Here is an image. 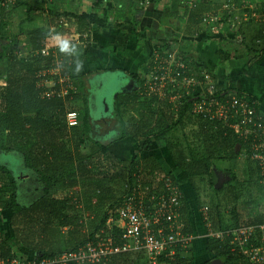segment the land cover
<instances>
[{"label": "trees", "instance_id": "obj_1", "mask_svg": "<svg viewBox=\"0 0 264 264\" xmlns=\"http://www.w3.org/2000/svg\"><path fill=\"white\" fill-rule=\"evenodd\" d=\"M34 1L37 3L26 4V17L21 21V24L35 20L32 13L35 10H40L42 14L46 13L45 18H51V20H55L54 22H58V30L66 28L70 25L69 23H76L78 42L89 44L92 40L91 35L94 28L97 30L102 29V31L118 30L124 24L123 20L120 23L111 22L112 25L104 23L105 21L101 18V15L105 10L102 8L99 11L92 7V10L88 13L83 12L74 15L65 11L58 12L61 8L55 5H62V0ZM97 1L94 2L95 4L93 3L94 6H100L102 3L111 4V6L112 3L116 6L119 5L120 7L117 8L120 10L116 13L123 18L127 13L124 9L132 5L131 3L134 0ZM136 1H140L138 3L142 5L145 0ZM151 1L158 3L160 0ZM196 5L198 3L194 4V6ZM9 10L11 8L3 6V1H0L1 33L6 31ZM109 11L110 14L115 12L112 8ZM163 13H165L164 10ZM165 16L160 18L159 25H170L167 21L168 15ZM128 24L131 25V23ZM43 29V27H38L29 33L30 45L28 55L25 57L17 58L15 56L16 51L19 50V36L23 35L24 29L20 28L19 33L12 37L9 44L0 46V65L4 61V66L2 65L4 69L3 67L0 68V78L6 84V87L0 92V155L11 156L15 162L18 159L17 155L22 154V171H28L37 178L42 192L40 197L29 205L22 204L19 201L18 180L16 178L18 171L16 172L15 167L8 165V163H0V262L7 264L16 259L19 262L27 263L32 260L40 261L43 258L53 259L62 253H76L86 242L93 244L98 237H105L108 233L106 220L109 212H115L119 208L122 204V196L125 194V185L131 183L134 176L139 173L142 174L145 185H153L154 180L157 181L154 183L158 184L162 177L168 176L173 184L178 186L182 194V230L185 233L193 234L196 239L201 238L200 235L203 236L206 233L199 211L201 204H199L198 197H196L195 203L199 212L195 214L191 212V207L185 199L173 171L180 173L191 184L193 191L196 189L194 186V179L196 178L207 177L210 184L213 185L215 183L213 162L219 160L221 157L220 151L225 149L229 155L227 158L229 160L242 153L249 164L253 166V169L249 170L251 177H254H252L253 181L259 183L261 179L260 172L256 171L258 170L256 163L250 160L259 140L255 134L253 135L249 124L245 125L244 129L242 128L244 131L239 127L235 128L238 126L239 121L236 118L237 115L233 114L232 111L226 114L225 119L220 120L211 118V115L214 114L212 108L211 114L196 115L199 126L196 136L192 139L196 138L199 142L200 150L198 146L193 147L192 142L189 144L187 141L188 144L186 143L182 147L177 141L173 140L174 138L171 139L172 142L167 139L166 136L176 127H182L181 129H183L186 120L190 121L192 114L191 95L186 97V101L183 99L185 102L177 110V113L172 110L169 97L178 92L176 86L166 89L163 92V98H160L157 94L151 98H146L147 107L144 110L137 109L136 111L134 109L139 114L141 123H149L150 130L157 128L160 132L158 131V134L153 135L149 130L150 134L140 138L142 140L136 134L131 135L130 140L136 144V150L132 152L131 159L119 160L112 156L108 152L111 144L107 145L96 138H92L95 126L91 120V110L86 98V95L89 94V83L84 80L91 72H87L84 76H80L77 72L82 57L80 54L74 56L73 53L60 54V52L57 53L58 55H53L49 51L48 56H43L40 51L43 48L45 39L49 36ZM2 34L5 36L4 33ZM252 40L253 43L257 41L264 42V28L256 32L255 38ZM165 52L171 53V51ZM161 53L163 52L157 54ZM215 54L220 60L219 64L228 62L231 68L234 67L230 54L223 53L221 49H218ZM154 55L151 56L153 59L150 57L153 62L150 66L154 69L153 75L156 83H159L163 75L180 82L187 75L193 76L200 82H205V78H210L211 83H215H213L214 95L211 99L216 101L219 99L221 103L226 102L232 96L241 97L244 94L232 86L225 87L226 82L231 80V74L219 76L218 73H212L205 65L197 62L189 54L177 55L176 60L181 63L182 68L171 70V76L166 67L165 70L161 69L165 66L162 59L156 60ZM58 58L61 60L60 65H57L58 73L41 79L40 84L37 78L38 74L42 71H51L57 68L55 63ZM199 69L204 70L202 76ZM99 71L102 75L122 72L124 76L127 75L130 78L135 87L143 86L145 81L142 73L138 71L128 73L126 70L108 68L98 69L95 73ZM148 71L150 72V70ZM148 71H146V74H148ZM69 74L71 76L70 82L67 83L69 87L62 97H57V92L61 87L58 80ZM49 83H52L51 86H48ZM49 92L56 93V95L45 96ZM138 94L134 89L132 93L121 96L122 100L119 99L120 103L117 100L113 111H111L113 115L114 110L116 111L120 106L132 108V103L135 102L134 97ZM246 96L250 101L255 100L247 94ZM74 102L80 104L83 117L81 120L79 115L80 122L77 127L68 128L65 123V115L70 111L77 112L78 108L77 105L73 106ZM117 103L119 104L116 105ZM254 108L258 110L259 114L262 113L257 109V106ZM121 125L122 130L117 140L122 141L129 134L126 132V127L123 124ZM132 126L135 132L140 130L138 126L136 127V124ZM144 126L146 129V125ZM245 131H251V133L247 134ZM87 141L91 142V147L89 153L85 155L81 149ZM236 145L239 146L237 152L234 151ZM163 151L167 153L162 157L160 154ZM257 153L260 152L257 151ZM170 164L172 167H170ZM227 174L230 175L231 179L235 178L232 173ZM261 187L264 186L261 185ZM243 188L246 190L242 183L226 182L221 188L215 190L218 199L215 207L216 217L210 216L209 218L212 222L211 229L214 231L231 230L241 226H255L264 223V214L249 217L245 222L241 221L240 209L239 206L237 207L241 194L240 192L237 193V189L241 191ZM76 189L79 191L77 192ZM59 192H66V194L56 198L55 194ZM245 196L249 198V203L253 206L256 204L255 198L247 190ZM222 206L225 208L231 207L234 218L233 224L224 225L219 219V208ZM75 209L78 211L77 215L70 216L67 214L69 210ZM188 209H190V212ZM88 210L99 212H95V215L91 216L90 219L82 221L81 213ZM6 211L10 213V227L14 230L13 235L8 238L1 235L4 221L3 214ZM196 216L202 224L201 230H196L193 227L195 226ZM60 227L68 228V238L63 247L56 245V239L53 237ZM120 233L121 230L113 227V234L116 235L117 242V235ZM200 240L202 241L200 247L208 254V259L199 261L195 259L194 245L197 241L194 239L188 249L184 251L176 249L174 264H208L217 259H222L223 264H247L242 257L230 252L225 243L211 238H201ZM140 262L148 264L141 252L119 254L105 263L97 264H140ZM70 264L89 263L73 262Z\"/></svg>", "mask_w": 264, "mask_h": 264}, {"label": "rangeland", "instance_id": "obj_2", "mask_svg": "<svg viewBox=\"0 0 264 264\" xmlns=\"http://www.w3.org/2000/svg\"><path fill=\"white\" fill-rule=\"evenodd\" d=\"M31 2V0H26ZM73 1V0H72ZM219 2L222 1V4H227L226 1L223 0H214L213 2ZM84 3L87 2V4H89L90 6L93 5V3L95 2V0H83ZM140 2V1H138ZM136 0H134L132 2V10L129 12L130 15L129 17H133V20L135 21L134 26L137 25V17H139L140 15L143 14V11L145 10L146 6L148 4L151 3L150 0H146L145 2L143 1L142 5H139ZM37 3V2H36ZM12 9L10 10V13L7 14V28L6 31H2V33L5 34V36H3V34L0 32V46H3V44H9L10 41H12V37H14L16 34L19 33L20 30V25H21V21L24 20L23 18L26 17V8L25 5H12ZM36 12V13H35ZM34 14L32 16L37 17V19L40 18V21L43 22V24L45 26H43V30H45V32H47V34L50 35L55 34L54 32H59L61 33L60 35L64 34L63 36V40H62V44L60 45V40L58 39L56 43H54V45L48 47L49 51H51L53 53V55H58L60 52V54H63L64 52H72L74 56H78L79 54H82V49L83 46H85V44H83L82 46L79 45L78 41H77V26L76 23H69L70 25H68L66 28H63L62 30H58L57 26H58V22H54L55 20L51 18H45L47 15L46 13H44L42 15V12L40 10H35ZM114 14H116L114 12ZM139 14V15H138ZM40 15V17H38ZM101 18L103 20H106L107 17H105L104 14L101 15ZM111 20V19H110ZM108 19V22H104L107 23L108 25H112L111 21ZM131 22V26L133 25V22ZM227 22V21H226ZM171 25V24H170ZM38 28V27H37ZM206 28H210V30L213 27H209V24L206 26H201L199 29L202 32H206ZM263 28V26H262ZM31 30L33 29H24L25 33H23V35L19 36V50L16 51L15 56H17V58H21V57H25L28 55V49H29V33L32 32ZM53 30V31H52ZM68 30V31H65ZM127 30V28L125 29ZM214 31V28L212 29ZM211 30V31H212ZM216 30V28H215ZM208 31L207 33L212 36L214 35V32ZM259 30H257L258 32ZM213 33V34H212ZM255 30H249L246 29V32L244 33V35L247 37L246 40V45L248 47V45L251 44L252 40V36L255 35ZM69 35V38L65 35ZM48 37V36H47ZM222 37H220L219 39H221ZM126 38L122 37V43L121 46H126V44L128 42L131 41V39L127 42V40H125ZM216 40V41H215ZM218 37H214V41L209 39L207 41H213V42H218ZM252 40V41H251ZM186 41V40H185ZM191 41V40H188ZM49 41H46V46L49 45ZM220 43V42H218ZM144 44V40H138V45L140 47H145ZM143 45V46H142ZM53 47V49H52ZM108 46H105L104 49H107ZM258 47V46H257ZM51 48V49H50ZM117 49H120V47H116ZM221 48V47H218ZM231 48V47H230ZM252 47L250 46V49L246 50L245 52H242V59L240 60L241 62H245L246 65H249L252 68L248 67H243L240 71L239 74H237L235 71V74L233 75L232 72H230L231 75V80L233 81V85L235 84L237 88L242 89L244 91H247L248 93H251V89L252 87L257 89L258 84H260L258 87L260 86H264V73L261 69L262 66H264V59H262L261 61H258L255 63L254 60H256L257 57H261V55L264 52V47H261L259 45L258 48H256L255 50H251ZM71 50V51H70ZM231 51H233V49H230ZM230 51V52H231ZM68 52V53H69ZM58 53V54H57ZM172 54L166 53V54H155L156 60L157 59H166L169 60L170 56ZM232 54H230L231 56ZM110 57V56H109ZM113 59H115V62H108L106 66L104 67H108V68H112V69H121V70H125V62L128 61L130 59L131 62L133 61L132 57H123V58H119L120 56L118 55H113L112 56ZM151 57V56H150ZM169 57V58H168ZM173 58V56L171 57V59ZM148 61V66H146V70H150L153 73V68L149 67V65H151V59L147 60ZM252 62V63H251ZM153 63V62H152ZM250 63V64H249ZM263 63V64H262ZM122 64V65H121ZM2 65L4 66V61L2 63ZM2 65H0V68L3 67ZM100 67V65H98V68ZM256 68H259V70H257ZM4 69V67H3ZM251 69L249 72L248 70ZM127 70L128 71H132L129 66H127ZM77 72H79L80 75V70L78 69ZM233 72V73H234ZM255 72V73H254ZM144 73V72H143ZM152 73H150L148 71V74H145V81L143 86H139V87H135L136 91L139 93L138 96L136 95L135 98V102L134 104L132 103V108H128V107H124V106H120L119 109H117L116 111L114 110V115L109 114V115H105L103 114V110L101 107H99V105H101V99H100V93H98V91L100 90H105V91H109L111 92V90H114L115 88L113 86H116V78L120 77L121 74H123L122 72L117 73V72H113L107 75V77L103 76L100 77L102 73H100V71L98 73H90L89 75V87H88V92L93 93L95 95L94 100H91V104L90 106V116H91V120L94 124V131L92 133V138H96L97 140H99L101 143H106L111 144L109 145V153L116 157L119 160H129L132 158L133 154L132 152H134L136 150V144L133 142L129 141L127 142V139H123L121 140H117V138L120 136L121 130H122V125L123 124L126 127V132L129 134L128 137H130L133 134H136L137 137L143 138L144 135L147 136L150 134L149 130H150V126L149 123L143 122L141 123V121L139 120V114H137L135 112V110L137 111V109L140 110H144L147 106V102H145L146 98H151L153 95L157 94L158 96H162L163 92L168 89V88H172V84L169 82L170 79L172 78H167L164 79V81L158 85V83H154L155 80V76L152 75ZM199 73L201 74V76L204 73L203 69H199ZM219 73V72H217ZM229 73V72H227ZM256 75V79H251L250 78V74ZM227 75V74H226ZM253 75V76H254ZM81 76V75H80ZM198 76V75H197ZM196 76V77H197ZM70 74L66 77V80L70 79ZM100 77V78H99ZM99 78V80H98ZM98 81V82H97ZM122 81L125 82V85L128 86L130 84V80L127 79L124 76V79L121 78V83ZM70 82V81H67ZM97 82V83H96ZM123 82V83H124ZM180 81H176L174 83V87H178V91L180 92L181 95V100L180 98H178L177 100H174L172 102V105H176L178 104L179 106L182 105V103L184 104V102L186 101V97H188L190 95V90L192 92L193 99L194 100H205V98L207 97V82H212V80H210V78H208L207 82L205 79V82H200L197 79V83L195 84L194 87L192 86H185L182 84V82L178 83ZM214 83V82H213ZM52 83H49L48 86H51ZM114 84V85H113ZM215 84V83H214ZM113 85V86H112ZM244 86V89L242 88ZM234 87V86H232ZM143 91V92H142ZM64 93L66 92V90L63 91ZM96 92V93H95ZM245 94H248V93ZM63 93V95H64ZM251 95V94H250ZM252 98H254L256 100V103L258 105V101L257 99L251 95ZM120 100H122V97L119 98ZM118 99V100H119ZM183 99L185 101H183ZM120 100L118 101L120 103ZM182 102V103H181ZM119 103H117L116 105H118ZM77 105V112L79 113V115L81 116V120H82V109L80 104L77 102L73 103V106L75 107ZM135 109V110H134ZM173 110V109H172ZM139 112V111H138ZM191 117H190V121L186 120L185 125L183 126V129H181L180 127H176L171 133L169 132V135L166 136L168 140L171 141L172 138H174L173 140L177 141L178 144L182 147H184V145H186L187 141L189 142V144H191V142L193 143V147L198 146V141L196 140V138L192 139L193 137L196 136L197 131H198V118L196 117L197 114H195L193 112V110L191 111ZM104 117H109L111 119H107L106 122L104 123V126L101 127L102 128V136L100 135V133L98 132L97 128L99 126H101V124H99V120L101 118ZM114 118V119H112ZM185 121V120H184ZM136 127L138 126L140 128V130L138 132H135L133 130V126L135 125ZM146 125V129L145 126ZM149 127V128H148ZM82 128V125L80 126V130ZM108 128L112 129V130H107ZM180 128V129H179ZM152 132L153 135L158 134V131L160 132V130H158L157 128H155L154 130H150ZM134 132V133H132ZM152 135V136H153ZM142 140V139H140ZM172 142V141H171ZM188 144V143H187ZM91 142L87 141L86 144L82 147L81 151L83 154L87 155L89 153V149ZM239 146H234V151L237 152ZM199 150L201 149V146H198ZM167 152L163 151L160 156H164ZM220 155L221 157L219 158V160L213 162L214 166H213V170H214V184L211 185L208 178L204 177L202 179L200 178H196L194 179V186H195V191H193L191 184L178 172L173 171V175L175 176L177 183L179 185V187L181 188L185 199L187 200V202L189 203L190 207H191V212H193L194 214L196 212H199L196 208V197H198V201L199 204H201V208L202 207H206L208 212H209V217L213 216L216 217V211H215V207L217 206V199L218 196L215 193V190L221 188L223 185H225L226 182H230V183H242L244 185V187H246V190L253 195V197L256 200V204L253 206L251 203H249V198L247 196H245L246 194V190L243 188V190H239L237 189V193L240 192L241 194V198L239 199L238 203H237V207L239 206V214L241 215V221L245 222L249 217H255L258 215H262L264 214V187H261V185L256 182L253 181V178L250 175L249 170L253 169V166H251L249 164V162L246 160L245 156L241 153L239 154V156L237 155L235 158L229 160L228 158V153L227 150L222 149L220 151ZM18 159H16V161L14 162L13 159L11 158V156H1L0 155V163H4L8 165H12L14 166L16 172L18 171V173H16V178L18 180V188H19V201L22 204H27L29 205L30 203H32L33 201H35L38 197H40L41 195V189L39 186V183L37 181V178L33 176L32 173H29L28 171L23 172L22 171V165H23V159H22V154H18L17 155ZM170 167L171 164H170ZM232 173L235 178L231 179L230 175H228L227 173ZM250 180V181H249ZM155 180L153 181V185H155ZM249 187V188H247ZM77 192L79 191L78 189H76ZM65 193L63 192H59L57 194H55L56 198H59L61 196H64ZM81 197V196H80ZM252 207V208H251ZM200 208V207H199ZM81 210L80 208H76ZM75 210H69L67 212V214H69L70 216H74L77 215L78 211ZM188 211L190 212V209H188ZM81 212V211H80ZM95 212H99L97 210H95ZM95 212L88 210L86 212H82L81 216H82V221L90 219L91 216L95 215ZM80 214V213H79ZM4 216V221H3V225H2V231H1V235L4 238H8L10 236L13 235V228L10 227V213L8 211L4 212L3 214ZM219 219L222 221V223L231 225L234 223V218H233V214L231 213V207H220L219 208ZM194 229H199L201 230V222L200 220H198L197 216L195 218L194 221ZM68 228L65 227H60L59 229H57L56 235L53 236L55 237V242L56 245H59L60 247H63L64 243L66 242L67 238H68ZM201 238H195V240L197 241L194 245V255H195V259L196 260H206L208 259V254L204 251V249L202 247H200L201 244ZM140 264H146L145 262H140Z\"/></svg>", "mask_w": 264, "mask_h": 264}, {"label": "built area", "instance_id": "obj_3", "mask_svg": "<svg viewBox=\"0 0 264 264\" xmlns=\"http://www.w3.org/2000/svg\"><path fill=\"white\" fill-rule=\"evenodd\" d=\"M0 1H3V6L6 7L16 3V0ZM210 18L209 15L203 16L202 23L207 24ZM40 53L43 56H48L49 50L43 47ZM176 57L175 54H172L169 60H162L165 66L161 69L165 70L167 68L166 70L169 73L171 70H180L182 65L176 60ZM57 65L59 66L60 62H56L55 66ZM58 66L51 71L40 72L37 76L40 84L41 79L46 78V76L56 75ZM166 78L168 77L163 75L159 80V84ZM205 79L207 82L208 78ZM67 81L66 77L58 80L61 87L57 92V97H62L63 91L69 87ZM176 81V79H170L173 87ZM181 82L187 87H194L197 80L193 76L185 75ZM207 85L205 100H192L193 112L195 114H211L212 108L214 114L211 115V118L220 120L225 119L226 114L232 111L233 114L237 115L236 118L239 121L238 126L235 128L244 129L245 125H250L253 135L255 134L259 140L250 160L256 163L258 169L256 171H259L261 175L259 183L264 186V115L259 114L258 110L254 108V103L246 98L232 96L223 103L219 99L217 101L211 99L214 95V84L207 82ZM5 86V81L0 78V92ZM54 95L56 93L49 92L45 94V96ZM178 98L181 100L179 91L169 97L171 105ZM182 106L183 103L181 106L178 104L172 105V109L177 113V110ZM79 122L77 112L70 111L66 113L65 123L68 128L77 127ZM245 132L247 134L251 133V131ZM257 151L260 153H257ZM181 197L182 194L178 186L173 184L170 177H162L155 185H145L143 176L139 173L134 176L131 183L125 185V194L122 196V204L119 208L115 212H109L106 220L108 233L105 237H98L93 244L86 242L76 253H62L53 259L43 258L40 261L32 260L27 263L13 259L7 264H70L73 262L97 264L105 263L119 254L140 252L145 256L148 264H174L176 249L181 251L188 249L196 238L193 234L185 233L182 230ZM200 214L206 228L203 238H211L225 243L230 252L242 257L247 264H264V223L255 226H241L231 230L214 231L211 229L212 222L209 219L207 208L202 207ZM113 227L121 230V233L117 235L118 242L116 241V235L113 234ZM0 264L6 263L1 261Z\"/></svg>", "mask_w": 264, "mask_h": 264}, {"label": "crops", "instance_id": "obj_4", "mask_svg": "<svg viewBox=\"0 0 264 264\" xmlns=\"http://www.w3.org/2000/svg\"><path fill=\"white\" fill-rule=\"evenodd\" d=\"M96 1L97 0H95V2ZM213 1L214 0H160L158 1V3L151 1V3L146 6L143 14L137 17L138 21L136 26H134V22L132 26L128 24L133 21V17H129V12L133 9L132 5L130 4L129 7L125 6L126 8L124 10H126L127 13H125V16H123V18L119 17L116 13V11L120 10H118L117 7L120 6H116L113 3L112 6L111 4L109 5L103 3L100 6H90L89 4H87V2L84 3L83 0H62V5L60 4L55 6L61 8L58 10V12L65 11L74 15L81 14L83 12L88 13L90 12V10H92V7H95L99 11L100 8H102L105 10L103 14L105 15V17H107L106 20H104L105 22H108V19H111L110 21L113 23H120V21L122 20L124 21V24L118 30L110 29L107 31H102V29L97 30L96 28H94V32L91 35L92 40L89 44H86V42L78 43L81 46L85 44L81 51L82 54H80L82 57L78 68L80 70L81 76H84L87 72L94 73L98 69H108V67H102L106 66L108 62H115L116 60L113 59L112 56L118 55L120 56L119 58L132 57L134 62H131L130 59L125 62L126 64L124 67L126 72L130 73V71L127 70V66H129V68L132 70L131 72L138 71L142 73L145 80L144 76L146 74V71H148L146 70V66H148L147 60H150L154 54L160 52L166 54L165 51H171L170 54H175L176 56L185 53L187 55L189 54L197 62H201L203 65H205L207 69L212 73L216 74L217 72H219V76H227L230 74V72H232L233 75L235 74V72L239 74L241 68H243L244 66H249L246 65L245 62L240 61L243 55L242 52L246 53V50L250 49V46L253 50L258 48L259 45L261 47H264V42L261 41H257L254 43L251 42V44L247 47V45L245 44L247 37L244 35L246 29L255 30V32H257V30H260L262 26L264 28V0H223L226 1L227 4H222V1ZM32 3L36 4V1L31 0V2H29L26 0H16V3H14L13 5H25L26 7V4L31 5ZM196 3H198V5L194 6V4ZM191 4H193V6H191ZM12 7L13 6L11 5L10 8L12 9ZM110 8H112L116 14H113L114 12L110 14ZM165 9L168 10V12H166ZM163 10L165 11V13L162 14ZM165 15H168L167 21L171 25H159L158 22L160 18L166 17ZM205 15H209L211 17L207 24L202 23V18ZM38 17H40V15ZM68 18L72 19L70 17ZM208 24L209 27L214 28V31L212 30L213 28L211 29L212 31L210 30V28H206V32L200 31L199 28L201 26H207ZM43 26L45 25L40 21V18L37 19V17H35V20L30 21L29 23L24 22L23 24H21L20 28L36 29L37 27ZM126 28L127 30H125ZM208 31L214 32V35L210 36L207 33ZM54 33L55 34H51L50 37L48 36L43 44V47H46L48 50V47L58 42V39H61L60 45H63V36L60 35L61 33ZM66 36L69 38V35ZM122 37L126 38L125 40H127V42L131 39V41L123 47L121 46ZM214 37H218L217 41L220 43L213 42ZM220 37L222 38L219 39ZM251 38H255V35ZM209 39L213 41H207ZM138 40H144L143 45H145V47L137 46ZM46 41L50 42L48 46H46ZM105 46H108L107 49H104ZM116 47H120V49H117ZM218 49L223 50V53L232 54L230 58L233 59L234 62L233 68L229 66L228 62L219 64L220 60L215 54ZM230 49H233V51H231ZM68 52L66 51L63 54ZM150 56L152 57L150 58ZM60 59L62 60V57ZM60 59L58 58L57 62H61ZM262 59H264V52L261 57H257L254 61L256 63L258 61H261ZM98 65H100L99 68ZM149 67L151 66L149 65ZM249 68L252 67L249 66ZM256 69L259 70V68ZM261 69L264 73V66H262ZM250 70L251 69H249L248 72ZM150 73L152 72L150 71ZM254 73L250 74L251 79L257 78ZM125 77L130 80L127 75H125ZM121 78L124 79L123 74H121L120 77L116 78L118 83H120ZM84 80L86 81V83H89V76H86ZM68 81H70V79H68ZM123 82L124 81H122V83ZM232 82V80L226 82L225 87L234 86V88L239 92H242L244 94L247 92L235 87L236 85H233ZM132 84L135 89V85L133 82ZM259 85L260 84H258V86ZM258 86L257 89L252 87L251 93L247 92V95H253L257 99L258 105L256 103V100H254L253 103L258 107L257 109L262 112L261 114L264 115V86ZM242 88L244 89V86ZM244 94L242 96H244ZM121 96L122 95H119L118 99ZM159 97L163 98V96ZM98 122L99 124H101V126H99L97 130L102 136L103 134L101 132L103 130L101 127L104 126V123L106 121L102 120ZM126 139L127 142H132L130 140V137H127ZM200 237L203 238L201 235Z\"/></svg>", "mask_w": 264, "mask_h": 264}, {"label": "flooded vegetation", "instance_id": "obj_5", "mask_svg": "<svg viewBox=\"0 0 264 264\" xmlns=\"http://www.w3.org/2000/svg\"><path fill=\"white\" fill-rule=\"evenodd\" d=\"M103 76L107 77V75H101L100 77H103ZM99 78H98V80H99ZM113 87L115 89L114 90H111V92L105 91V90L98 91V93L101 94L99 96L100 99H101V105H99V107H101L102 110L104 111V113H106V114L108 112H110V114L112 113L111 111H113L114 104L118 100L119 95H122L123 96L125 94H130V93H132V91H134V87H133L132 82H130V84L128 86H126L125 83H121L120 82L116 86H113ZM86 98L88 100V105H90L91 104V100H94V98H95L94 92L88 94L86 96ZM107 119H110V118L109 117L101 118L99 121H102V120H105L106 121Z\"/></svg>", "mask_w": 264, "mask_h": 264}, {"label": "water", "instance_id": "obj_6", "mask_svg": "<svg viewBox=\"0 0 264 264\" xmlns=\"http://www.w3.org/2000/svg\"><path fill=\"white\" fill-rule=\"evenodd\" d=\"M116 83H118L117 82V79H116ZM103 114H104V116L106 115H109L110 114V112H108L107 114L106 113H104V111H103ZM224 263V261L222 260V259H217V260H214V261H211L210 263H208V264H223Z\"/></svg>", "mask_w": 264, "mask_h": 264}, {"label": "clouds", "instance_id": "obj_7", "mask_svg": "<svg viewBox=\"0 0 264 264\" xmlns=\"http://www.w3.org/2000/svg\"><path fill=\"white\" fill-rule=\"evenodd\" d=\"M190 95H192V92H190ZM237 97V96H236ZM247 96H246V94L244 95V96H241V97H238V98H246ZM247 99V98H246ZM192 100H193V96H190V103L192 104ZM247 100H249V99H247ZM250 101V100H249ZM250 102H252L253 103V101H250ZM254 107H256L255 105H254Z\"/></svg>", "mask_w": 264, "mask_h": 264}]
</instances>
